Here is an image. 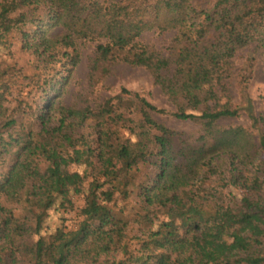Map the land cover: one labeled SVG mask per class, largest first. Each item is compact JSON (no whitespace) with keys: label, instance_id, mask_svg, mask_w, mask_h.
<instances>
[{"label":"trees","instance_id":"16d2710c","mask_svg":"<svg viewBox=\"0 0 264 264\" xmlns=\"http://www.w3.org/2000/svg\"><path fill=\"white\" fill-rule=\"evenodd\" d=\"M40 7L47 9L48 29L24 32L36 22L27 9ZM53 28L59 32L50 34ZM14 30H22L24 47L45 64L68 59L75 67L81 45L90 42L97 43L95 65L119 61L147 69L175 104L170 114L200 125V135L191 141L157 123L150 111L169 112L126 89L97 108L57 104L58 97L36 110L24 98L12 108L14 88L25 93L39 82L24 77L30 80L24 85L16 78L22 70L0 63V264H264V171L245 174L264 150V116L245 95L258 55L247 62L250 71L235 67L244 49L254 46L264 56V0H0V48ZM153 31L175 33L178 47L169 57L141 41ZM48 86L47 79L38 88L49 96L56 86ZM232 87L245 105L233 102ZM124 94L141 105L137 141L114 139L111 128L101 127L94 148L75 130L90 119L120 118ZM243 114L248 127L219 124ZM118 159L126 161L121 171ZM140 164L157 170L139 186L142 210L158 208L165 220L137 213L130 221L114 210L118 192L130 195L129 177ZM71 165L85 166V173L64 169ZM209 175H217L211 186ZM226 188L255 195L226 201L233 197L224 195ZM72 195L84 196L78 228L44 234L46 211L58 201L73 208ZM22 202L43 209L33 224L8 207ZM170 204L175 212L167 211Z\"/></svg>","mask_w":264,"mask_h":264},{"label":"rangeland","instance_id":"374dc122","mask_svg":"<svg viewBox=\"0 0 264 264\" xmlns=\"http://www.w3.org/2000/svg\"><path fill=\"white\" fill-rule=\"evenodd\" d=\"M210 0H201L202 3H206ZM212 1V0H211ZM47 9L45 7L30 8L27 9L29 18L34 19L36 22L28 23L22 28L25 31H36L40 27L48 29L46 21H43ZM43 21V25L40 22ZM39 24V26H38ZM22 30L12 31L8 38V44L0 48V63L6 66L15 67V70H22L23 74L19 76L16 74V78L28 85L30 80H25L24 77L34 76V80H38V84L33 82L26 88V92L22 93L20 87H16L13 90V95L10 99V107H15L17 101L25 99L29 101L34 110L46 104V101L52 100L58 97L57 104L61 102L65 106H72L76 108H85L87 105H91L97 108L110 98H115L121 95L124 89L132 92L139 93L142 97H145L150 103L159 109H164L169 114H159L155 111H150V116L162 126H166L174 131L184 132L191 141L196 140L200 135V125L190 120H180L170 113L175 111V104L169 99L162 88L155 84L154 76L150 71L141 67H133L128 64L119 61H100L95 65L96 58V45L97 43H85L81 45V58L77 66L73 67L68 59L62 61H56L51 64H45L43 58L34 54L31 50H27L24 47L25 41L23 38ZM59 29H51L50 34H56ZM175 33L169 32L160 34L158 32H148L142 36L141 41L158 51L164 57H169L178 47L175 39ZM254 53L258 55V59L254 66L253 78L249 80L245 95H247L254 106L256 115L264 116V56L254 46L248 49H244L238 53L235 59L236 69L245 68L248 71V61L252 59ZM14 73L13 71H11ZM170 74V73H169ZM19 76V77H18ZM48 79L49 90L53 91L56 86V90L49 96L42 93L38 87L42 86ZM52 88V89H50ZM58 89V90H57ZM230 96L233 102H239L245 105V101L241 92L237 91L235 87L230 89ZM20 97V98H18ZM118 113L120 118L109 119L102 121L101 119H90L85 122L82 127L77 128L75 131L84 133L89 142L92 143L94 148H97L99 144L97 141V131L101 127L114 131L115 138L121 140L131 139L133 142L137 141L138 134L141 132L140 121L142 115L140 112L141 105L139 101L133 96L124 94ZM114 103H120L117 99ZM118 105V104H117ZM28 109V108H27ZM220 125L223 126H244L251 125V121L246 114H243L241 118L225 119L222 120ZM116 143V141H115ZM223 158H227L226 156ZM98 160V159H97ZM222 163V160L220 161ZM97 165H99L97 163ZM126 161L118 159L115 161V170L121 171L125 168ZM226 168V166H225ZM66 171L85 173V166L71 165L64 168ZM98 170V169H97ZM207 170V169H206ZM156 169L151 168L147 164H140L139 167L134 168L131 172L129 179L132 181L129 191L130 195L125 198L118 192L115 195L116 207L115 212L121 217H125L127 220H134L136 214H142L146 216L149 214L150 218L164 219L166 218L164 212H160L158 208H151L150 210H142V201L140 199V185L142 182L147 181L154 173ZM264 171V150L261 149L255 155L253 163L245 170V174L248 177L253 175H262ZM88 175L90 171L88 170ZM92 178L87 177L85 181V187H88ZM217 180V175H209L206 181L207 186L213 185ZM230 191L233 192V197L226 198V201L231 200L234 202L239 201L246 194L254 196L253 191H248L245 188H229L224 190V195ZM72 201L74 203L73 208H61L60 201L46 211L45 224L43 227V233H49L59 227H65L67 230H76L81 221L80 211L84 206L83 195H72ZM235 199V200H233ZM9 208L14 209V214L20 220L28 216L27 223H34L35 216L43 209L32 208L22 202L20 204H8ZM124 210L121 214L119 211ZM177 206L170 204L167 207V211L175 212ZM146 214V215H144ZM104 220H99L98 223H103ZM132 227L136 224L132 222ZM135 233V232H133ZM36 238V237H35Z\"/></svg>","mask_w":264,"mask_h":264}]
</instances>
